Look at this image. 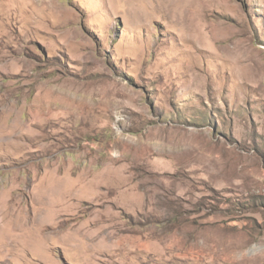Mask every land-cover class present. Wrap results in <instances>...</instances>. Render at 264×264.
Segmentation results:
<instances>
[{"label": "rangeland", "instance_id": "obj_1", "mask_svg": "<svg viewBox=\"0 0 264 264\" xmlns=\"http://www.w3.org/2000/svg\"><path fill=\"white\" fill-rule=\"evenodd\" d=\"M0 206V264H264V0H0Z\"/></svg>", "mask_w": 264, "mask_h": 264}, {"label": "bare ground", "instance_id": "obj_2", "mask_svg": "<svg viewBox=\"0 0 264 264\" xmlns=\"http://www.w3.org/2000/svg\"><path fill=\"white\" fill-rule=\"evenodd\" d=\"M111 190H114V189H111ZM5 220H7V222L16 223V222H18V220L20 221L21 218L15 214H12V217H11L9 214L5 213V209L2 206H0V226H1V221L4 222ZM15 230H16V228H15ZM2 233H3V231H1V227H0V235H2ZM20 244L21 243H19V241H17L16 239L7 237L6 242L0 241V250H8L9 247L10 248H18L20 246Z\"/></svg>", "mask_w": 264, "mask_h": 264}]
</instances>
